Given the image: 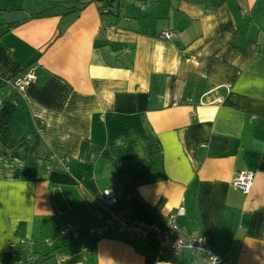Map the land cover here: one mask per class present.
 Wrapping results in <instances>:
<instances>
[{
  "label": "crops",
  "instance_id": "1",
  "mask_svg": "<svg viewBox=\"0 0 264 264\" xmlns=\"http://www.w3.org/2000/svg\"><path fill=\"white\" fill-rule=\"evenodd\" d=\"M111 212L264 264V0H0V264H153Z\"/></svg>",
  "mask_w": 264,
  "mask_h": 264
},
{
  "label": "built area",
  "instance_id": "2",
  "mask_svg": "<svg viewBox=\"0 0 264 264\" xmlns=\"http://www.w3.org/2000/svg\"><path fill=\"white\" fill-rule=\"evenodd\" d=\"M173 36V33H164L160 36L162 39H169ZM35 80V75L33 69L29 68L23 74L16 77L12 82L11 86L14 92H16L20 97H26L27 87L33 83ZM58 166L65 168L64 160L53 159ZM255 174L253 172H239L236 174L232 181V186L241 190L244 194H248L251 190L252 183L254 180ZM120 194L115 193L112 190L105 189L100 195L101 202L106 207H113L120 199ZM179 213H182V209L178 210ZM125 214V215H124ZM118 232H125L128 235L154 240L157 245L160 253L170 252L177 253L181 248L187 247L193 250L202 252L208 256L210 264H222L223 261L217 256L213 255L211 251L203 244V241L198 237L183 236L179 228L176 226L173 215H169L165 222L164 229L156 227L155 225H147L144 223L136 222L131 219L128 213H113L111 212V221L109 222ZM68 229V228H67ZM69 231V230H68ZM68 231L61 232L62 234ZM51 245L49 241H45ZM21 243H24L22 240ZM11 247H15V244H11ZM61 263L65 262V258L57 259Z\"/></svg>",
  "mask_w": 264,
  "mask_h": 264
},
{
  "label": "trees",
  "instance_id": "3",
  "mask_svg": "<svg viewBox=\"0 0 264 264\" xmlns=\"http://www.w3.org/2000/svg\"><path fill=\"white\" fill-rule=\"evenodd\" d=\"M116 204H117V203H116ZM116 204H114V205H116ZM114 205H113V206H114ZM158 227L161 228V229H164V227H165V223L162 224V226H158ZM118 233H120V234H126V233L123 232V231L118 232ZM126 235H127V234H126ZM148 240H150V239H148ZM151 242L155 245V257H154V262H153V264H158V263H159V260H160L162 257H164V256H167V255H168V256H176V255H179L183 250H189V251H191L193 254H197V255H199V256H201V257H204V258L207 260V262L210 264L209 259H208V256H207L206 254L202 253V252H199V251L193 250V249H191V248L183 247V248H181L180 251H178L177 253H170V252H163V253H160V252H159V249H158V245H157V243H156L154 240H152ZM12 244H13V243H12ZM203 244H204V245H205V246L211 251V253L214 255L212 249H211L208 245H206L204 242H203ZM15 249H16V248L11 247V245H10L11 256H12L13 258H16V255H17V254L15 253ZM215 256H216V255H215ZM218 258L221 259V260L223 261L222 264H233V257H232V256H224V257H219V256H218ZM30 259H33V257L30 256ZM45 260H46V258H45L44 256H37L36 259H35V261H34V262H31V264H42Z\"/></svg>",
  "mask_w": 264,
  "mask_h": 264
},
{
  "label": "water",
  "instance_id": "4",
  "mask_svg": "<svg viewBox=\"0 0 264 264\" xmlns=\"http://www.w3.org/2000/svg\"><path fill=\"white\" fill-rule=\"evenodd\" d=\"M28 18L29 15L25 12H12L3 16L4 23L7 25L19 23L20 21L26 20Z\"/></svg>",
  "mask_w": 264,
  "mask_h": 264
}]
</instances>
